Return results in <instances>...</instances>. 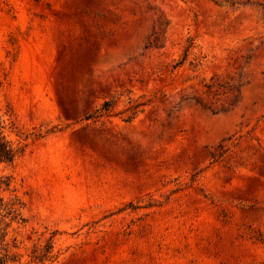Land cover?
<instances>
[{
    "label": "rangeland",
    "instance_id": "rangeland-1",
    "mask_svg": "<svg viewBox=\"0 0 264 264\" xmlns=\"http://www.w3.org/2000/svg\"><path fill=\"white\" fill-rule=\"evenodd\" d=\"M0 123L24 264H264V0H0Z\"/></svg>",
    "mask_w": 264,
    "mask_h": 264
},
{
    "label": "trees",
    "instance_id": "trees-1",
    "mask_svg": "<svg viewBox=\"0 0 264 264\" xmlns=\"http://www.w3.org/2000/svg\"><path fill=\"white\" fill-rule=\"evenodd\" d=\"M193 45V39H189V45L185 50V57H187L188 52L193 47ZM185 60L186 58L184 59V61ZM206 87L209 94L214 93L213 84L206 85ZM181 100L188 101L189 99L186 98V96H182ZM133 102V100L130 101V103ZM195 103L196 105L206 108L202 100H195ZM115 105V99L105 101L101 109L96 112L98 114L97 117L109 116L112 113ZM141 105L144 104H133L132 106H130L128 111L134 113V111L137 110ZM21 153L22 149L16 148L12 141L9 139V136L6 132V126L3 123H0V164H12ZM0 191L2 193L15 192L14 190H11V179L9 177H0ZM24 208V202L17 195H14L7 201L3 196L0 195V264H24L22 262L23 255L18 252H14L15 249H19L16 239H13L12 243L8 241V236L12 224L14 222L18 224H25L27 222L23 215ZM56 234V232L52 233L51 238L43 247H34V250L31 253L32 261H34L35 263L45 264L47 262L53 263L57 260L58 253L54 252V240Z\"/></svg>",
    "mask_w": 264,
    "mask_h": 264
}]
</instances>
